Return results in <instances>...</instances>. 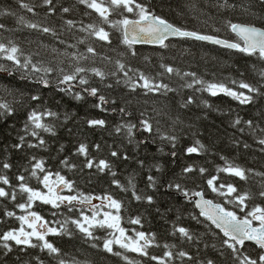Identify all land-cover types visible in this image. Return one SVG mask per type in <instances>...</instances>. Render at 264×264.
<instances>
[{
  "label": "trees",
  "instance_id": "obj_1",
  "mask_svg": "<svg viewBox=\"0 0 264 264\" xmlns=\"http://www.w3.org/2000/svg\"><path fill=\"white\" fill-rule=\"evenodd\" d=\"M19 2L20 0H0V12L11 10L15 13L14 16L0 15V23L4 24L7 29H0V42L7 43L8 40H12L24 51L25 55H31L33 63L41 67H56L58 59H63L53 53L54 48L60 51H76V49H66L65 45L59 43V40L76 44V38L84 37L86 34L73 29L72 31H63L59 38H54L51 35L24 27L18 23V17L22 16L25 20L42 21L46 25L56 28L58 32L64 28L63 22L66 19L83 21L85 24L100 25L102 23L95 12L80 5L77 0H54L57 11L53 16H48L45 8H37L38 15L33 16L32 13L20 8ZM23 2L39 4L41 0H23ZM138 2L150 6L151 11L162 15L173 24L235 42H240V40L229 30L228 21L233 23L252 22L258 27L264 26V21L256 20L244 12L243 9L250 0H227V3L235 5V8L217 7V5L224 4L225 0H138ZM61 6L70 7L72 11L64 14L60 11ZM257 12H260L259 8H257ZM125 15L132 18L130 14L125 13ZM119 18L117 15L110 16L113 21ZM102 26L112 33L111 45L96 41L94 38H89L87 42L91 43L99 53V56L94 58V66L105 71L114 70V61L121 59L134 69L156 76L157 73L163 72L159 65L165 63L179 69L181 73L195 72L207 81L222 82L235 89L236 85L231 83L232 80H245L256 84L260 80V71L264 70V61H260L255 56L249 57L237 51L191 39L170 40L167 42L170 44L168 49L133 46L137 52V55L133 57L127 47L121 43L120 33L109 28L106 24ZM78 27L79 23H77ZM78 50L86 52L85 45H78ZM105 56L111 57L113 63L102 59ZM0 64L3 62L1 61ZM6 65H10V62L6 61ZM63 66L67 67V64L65 63ZM22 71H14L13 74L7 76L0 74V100L11 101L13 99L3 91L5 87L12 89L17 99L24 100L23 105H14L16 113L13 117L0 118V162L8 160L13 165L11 171L7 173L13 185L18 183L15 179L16 175L22 173L28 178L26 182L30 186L46 191L42 184L30 177L29 172L24 171L26 167H30V157L35 155L38 159L45 160V167L53 174L59 172L66 179L75 181V191L70 194L83 193L92 197L111 195L120 200L122 202L119 213L121 227L127 230L128 235L133 236L136 231H144L147 234L155 233L156 240L161 247L149 248L150 254L163 255L165 251L163 244L168 243L176 244L178 249L188 250L194 255L198 254L201 259L211 258L216 261V264H232L226 249L224 255L220 253L223 248L221 244L223 234L199 215L194 203L188 202L182 193L175 191L174 188L170 189L168 184L179 183L182 188L189 191L190 195L193 191H203L206 198L223 204L224 198L212 193L207 185L208 179L219 175L220 180L216 181L217 184L221 181L231 182L237 186L239 191H250L254 194V198L248 201L249 208L254 205L264 207V198L256 195L261 189V184H264V177L250 173L247 181H241L226 173H217V169L224 167L226 162L237 164L246 169H253L255 172H264V152L259 150V145L247 132L241 134L230 126L231 121L237 115L244 120L255 118L259 121V113L264 112V98H258L253 105L242 106L223 94L212 97L207 92L197 91L199 85L194 88L184 87L185 81L190 78L182 80L174 74L172 76L164 75L163 82L175 89V91L166 94H145L142 89L131 92L123 83L116 85L114 78H109L107 81L114 85L113 88L108 89L103 87L97 78L91 77V86L98 87L99 94L105 95L109 100L108 104L102 106L106 110L101 111L94 106L99 103L97 97H92L85 92L82 93L84 99L78 101L73 99L71 94L66 95L59 91L56 86L57 72L46 77L51 83L48 88H43L34 81L44 73L32 72L29 69L27 73H23L25 78H22ZM121 79H124L122 74ZM75 90L79 91V86ZM33 94H39L41 100L31 101L30 96ZM188 97L193 98V103L182 107L181 105ZM113 99L116 100V104L110 102ZM203 101H207L210 107H206ZM121 107L132 115L121 114L119 112ZM32 108L39 110L48 108L58 113V119L50 121L55 125L56 135L50 136L42 133L48 141L46 150L29 149L25 146L20 151H5V148L10 149L11 145L17 142V133L23 129L27 113ZM142 111L153 118L154 125L155 142H150L146 147L138 146L135 142L130 144L123 132L119 134L115 132L116 126L126 121L138 123L141 118L139 114ZM90 119H104L107 123L103 128L89 127L87 121ZM157 122L161 132L174 130L178 137L175 149L167 141H161L155 135ZM146 135L137 132L135 139L142 140ZM28 139L32 140L31 137ZM196 140L203 143L207 151L199 155L187 154L186 149L194 146ZM32 142L35 143L34 140ZM245 142L250 145L247 149L243 147ZM80 143L87 145L90 157H94L96 160L111 161L117 172L115 179H118L125 187H129L128 179L134 178L138 194L153 196L154 203L149 205L143 200L138 202L132 197L131 190L123 192L115 187L112 184L114 178L110 173H99L95 168L90 170L84 167V157L76 154ZM97 144L101 146L99 151L95 148ZM160 148H163L162 152L159 151ZM112 150H117L122 155L127 154L129 159L118 160L111 157ZM172 151L176 152L175 156L171 155ZM221 156L225 159H221ZM65 158L75 164L76 168L70 169L61 164L60 161ZM139 161L144 162L143 167L140 166ZM190 165L197 171L184 173V168ZM200 167L207 169L203 175L198 171ZM157 168L160 170L157 171ZM148 175L157 178L156 189L147 186ZM52 179L55 180V175L52 176ZM62 194L69 193L65 190ZM94 200L97 199H93L92 202ZM18 202H23V197L18 196ZM5 207L17 215L24 214L11 202L0 201V221H3L0 223V233L10 228L20 227V222L15 218L4 217ZM77 207L83 208L85 214H90L88 207L81 205H77ZM227 207L231 209L233 205L229 204ZM33 210L47 219L52 227H59L57 221H63L65 217L80 215L79 212L69 213L66 208L62 207L60 210H56L62 215L53 216L54 210L39 202L36 203ZM237 214L244 215L238 209ZM193 216H196L200 222L193 219ZM136 217H140L141 224L130 223V220ZM174 225L190 229L199 237V244L181 243L177 238L178 234L176 236L171 234ZM70 227L73 228L72 237L48 236V239L61 249L63 259L71 262L74 258L81 264L84 262L87 264H125L121 258L103 251L102 240L85 241L82 234L73 226ZM93 231L97 236L108 238V233L111 230L95 228ZM92 243H97L98 247L92 248ZM205 244L208 245L207 248L204 247ZM213 244L216 245V248L212 247ZM246 246L249 250L254 247L250 243H247ZM197 247L200 250L199 253H197ZM126 255L140 264H155L154 261L135 253H126ZM17 257L20 259L18 260ZM36 257H39L43 264H56L55 259L39 249L29 248L19 251L14 248L13 253L7 257L3 256V250L0 249V264H37Z\"/></svg>",
  "mask_w": 264,
  "mask_h": 264
},
{
  "label": "snow or ice",
  "instance_id": "obj_2",
  "mask_svg": "<svg viewBox=\"0 0 264 264\" xmlns=\"http://www.w3.org/2000/svg\"><path fill=\"white\" fill-rule=\"evenodd\" d=\"M80 5L95 12L100 20L101 24L87 23L83 21H75L73 19L64 20V28L60 32L56 28L46 25L42 21L25 20L24 17H18V23L24 27L37 31L42 34L51 35L54 38H59L61 32L72 31L75 29L80 33L86 35L81 38H76V44L67 43L64 40H59L60 44L65 45L66 49H76V51H60L53 49V53L57 55L58 64L56 67H41L36 63H33L31 55H25L24 51L12 40H8L7 43L0 42V59L10 62V65L0 64V72L13 74L14 71H22V78H25L23 73H27L29 69L32 72L44 73L43 76H38L35 79V83L41 85L43 88H48L51 81L46 77L57 72L56 86L59 91L66 95L71 94L73 99L82 100L84 96L82 93H87L92 97H97L99 103L94 105L101 111H105L102 106L109 103L108 98L99 94L100 89L95 86H91V77H95L103 85V87L111 89L113 83H107L109 78H114L115 84L128 87L131 92H135L137 89L144 90L145 94L156 93H168L173 92L175 89L170 87L168 83L163 82L164 75L172 76L173 74L180 77V79L190 78L185 81L184 87L194 88L199 85L197 91L207 92L212 97H216L223 94L231 99L237 101L242 106L253 105L258 98H264V70L259 73L260 80L256 84L249 83L245 80H232L231 83L236 85V88L229 87L222 82L207 81L202 77H199L195 72L181 71L165 63H161L159 67L163 69V72H159L156 76L146 74L139 69H134L123 62L121 59L114 61V70L105 71L99 67H95V57L99 56L97 49L88 43L89 38H94L96 41L103 42L104 44L111 45L112 33L107 31L102 25L106 24L109 28L114 29L120 33V41L125 45L131 56L135 57L137 52L134 49L136 44H154L158 45L161 49H168L169 43L166 41L170 37H177L180 39H191L200 42H209L214 45H219L226 49L235 50L243 53L249 57H257L260 61H264V26H256L255 23H233L227 22V26L232 33H235L239 37L240 42H233L227 38L221 39L217 36L202 33L197 30H188L185 27L173 24L162 15H157L151 11L150 6H147L138 0H77ZM19 7L32 13L33 16H37V8H45L48 16L56 14L57 6L54 0H41L39 4L25 3L20 0ZM220 8H235V5L228 4L225 0L224 4L217 5ZM257 8L260 12H257ZM244 12L254 17L256 20L264 21V0H250L249 4L244 7ZM60 11L64 14L70 13L72 9L70 7L61 6ZM125 13L130 14L125 15ZM0 15L14 16L15 13L11 10H3ZM117 15L120 18L113 21L110 16ZM77 23L79 27L77 28ZM0 29L7 30L5 25L0 23ZM218 31V30H214ZM78 45H85L86 52H80ZM23 58V59H21ZM102 59L113 63L111 57H102ZM147 60V57H145ZM90 62V63H86ZM67 67H64V64ZM14 66V67H13ZM121 74L123 80L121 79ZM75 82V83H74ZM79 86L80 90L76 91L75 88ZM3 91L7 96H12L13 99L8 101L6 99L0 100V118L7 119L13 117L16 113L14 105L24 104L23 99H17L15 92L5 87ZM22 95V94H21ZM31 101H40L41 96L39 94H33L30 96ZM112 104H116V100L110 101ZM193 103V98L188 97L187 100L181 105L187 107ZM206 107H210L207 101H203ZM119 112L123 115L131 116L130 112H127L125 108H119ZM140 119L138 123H132L126 121L116 126L115 132L117 134L123 132L128 143H136L144 145L145 147L150 142L154 141V125L153 118L148 116L146 112H140ZM259 121L253 119H242L239 115L231 121V127L235 128L241 134L245 132L250 135L255 143L259 145V150L264 152V112L259 113ZM58 119V113L51 109L44 108L39 110L32 108L27 113V119L24 123L21 132L17 133V142L11 145V148H5V151L16 150L20 151L25 146L29 149H44L48 147V141L42 135L48 134L50 136L56 135L55 125L51 123V120ZM67 119V116H65ZM89 127H105L106 121L104 119H90L87 121ZM142 132L147 134L142 140H136V133ZM155 135L159 137L161 141H167L173 149L176 147L178 137L175 135L174 130L169 132H161L158 122L155 128ZM31 137L32 140H29ZM239 144V142H237ZM62 147V146H61ZM100 145H95L97 151L100 150ZM245 149L249 148L248 143H244ZM159 151H163L160 148ZM207 151L206 146L199 140L195 141L194 146L186 149L187 154H201ZM77 155L84 157V167L87 169H93L99 173H110L114 178L112 184L123 192L131 190L132 197L136 201H146L149 205L154 203V198L151 195H140L136 190L134 178L128 179V186L125 187L118 179H115L117 172L113 168V163L107 159L96 160L94 157H90L88 147L84 143H80L77 150ZM111 157L116 159L128 160L127 154H121L117 150L110 152ZM172 156L176 155L175 151L171 152ZM221 159H225L221 156ZM66 167L70 169L76 168L75 164L70 163L66 158L60 161ZM30 167L24 169L25 172H29L30 177L35 178L40 184L43 185V189L46 191L34 188L30 186L26 180L28 179L24 174L18 173L15 177L18 182L16 185L12 184V181L7 174L11 171L13 165L4 160L0 162V201L11 202L15 208H18L21 215H17L14 211L4 209L3 215L7 218H15L20 222L19 228H10L0 233V249L3 250V256L7 257L13 253L14 248L19 251H25L26 249H39L41 252H47V254L56 260V264H81L80 261L72 259L71 262L62 258L61 249L57 247L53 242L48 239V236H68L73 235V226L80 234H82L85 241H100L102 240V249L104 252L113 256L121 258L125 264H140V262L130 258L126 253H135L138 256L146 257L150 261H154L155 264H216L211 258L206 260L201 259L198 254H192L188 250L178 249L176 244L164 243L163 248L165 251L163 255H152L149 252V248L155 246L157 248L161 245L157 242L155 233L147 234L144 231H136L133 236L127 234V230L121 227V216L119 215L122 202L113 198L111 195H105L103 197H92L83 193H77L72 195L75 181L66 179L59 172L52 173L45 167V160L43 158L38 159L35 155L30 157ZM140 166H144L143 161H139ZM160 169L157 168V171ZM184 173H193L197 171L193 166H187L184 168ZM199 173L203 175L207 169L200 167ZM226 173L229 176L239 178L241 181H247L249 174L264 177V172H255L253 169H246L237 164L226 162L224 167L217 169V173ZM42 174V175H41ZM55 175V180L52 176ZM220 180L219 175H214L207 180L208 188L212 193L219 197L224 198V203H214L210 199H205V193L203 191H193L191 196L198 197L197 200L192 201L195 207L200 210L199 215L206 221L210 222V225H214L216 229H219L223 234L221 238V244L223 248L220 250L221 255H224V250L228 251V255L231 258L232 264H264V207L260 205H254L249 208L248 201L254 198V194L250 191H239L237 186L231 182L216 183ZM148 187L156 189L157 178L153 175L147 176ZM170 189L174 188L175 191L182 193L185 198L190 199L189 191L182 188L179 183H169ZM67 190L69 194H61ZM261 198H264V184H261L260 191L256 194ZM18 196L23 197V202H18ZM93 199H100L107 203L104 207L115 210L101 212L100 205H92ZM50 206L53 216L62 213H58L56 210H60L62 207L66 208L69 213L79 212L80 215L65 217L63 221H57L59 227H52L47 219H45L39 212L33 210L36 203ZM233 205L231 209L227 205ZM77 205L88 207L91 211V215L85 214L83 208H78ZM239 212L244 213L243 216L237 214ZM98 217H102L99 218ZM193 219L198 218L193 216ZM3 221H0L2 223ZM198 222H200L198 220ZM132 224H141L140 217H136L130 220ZM26 226V227H25ZM106 228L111 230L108 233V238H102L97 236L93 229ZM173 236L178 234V239L181 243L196 244L198 245L200 240L190 229L183 226H173L171 233ZM254 245L249 250L246 246L247 243ZM92 248H97V243L91 244ZM208 247L207 244L204 245ZM216 248V245H212ZM197 247V253H199ZM19 260L20 258L17 257ZM37 264H43V261L39 257L35 258ZM87 264V262H84Z\"/></svg>",
  "mask_w": 264,
  "mask_h": 264
},
{
  "label": "water",
  "instance_id": "obj_3",
  "mask_svg": "<svg viewBox=\"0 0 264 264\" xmlns=\"http://www.w3.org/2000/svg\"><path fill=\"white\" fill-rule=\"evenodd\" d=\"M235 34V33H234ZM174 39H180V38H177V37H170L169 38V40L168 41H170V40H174ZM168 41H166V43L168 42ZM205 43H208L209 44V42H205ZM134 46H136V47H140V46H148V47H159L158 45H154V44H136V45H134ZM0 74H3V75H8V73H5V72H0ZM184 199H186L188 202H192V201H195V200H197L198 199V197H195V196H190V199L189 198H185L184 197ZM205 199H208V198H206L205 197ZM211 200V199H210ZM193 203V202H192ZM215 203V202H214ZM197 210L200 212V210L197 208ZM212 226H214V225H212ZM215 227V226H214ZM217 230H219V229H217ZM250 243V242H249Z\"/></svg>",
  "mask_w": 264,
  "mask_h": 264
},
{
  "label": "rangeland",
  "instance_id": "obj_4",
  "mask_svg": "<svg viewBox=\"0 0 264 264\" xmlns=\"http://www.w3.org/2000/svg\"><path fill=\"white\" fill-rule=\"evenodd\" d=\"M1 60H2V62L4 63V61L5 60H3V59H0V63H1ZM107 202L106 201H101V200H94L93 202H92V205H100L101 206V208H100V211L101 212H104V211H112V212H114L115 210H113V209H109V208H107V207H104V205L106 204ZM89 215H91V211H90V214ZM99 218H102V217H98V219Z\"/></svg>",
  "mask_w": 264,
  "mask_h": 264
},
{
  "label": "bare ground",
  "instance_id": "obj_5",
  "mask_svg": "<svg viewBox=\"0 0 264 264\" xmlns=\"http://www.w3.org/2000/svg\"><path fill=\"white\" fill-rule=\"evenodd\" d=\"M234 34V33H233ZM235 35V34H234ZM236 36V35H235ZM237 37V36H236ZM238 39H239V37H237ZM222 39V38H221ZM174 40H177V39H174ZM232 41V40H231ZM233 42H235V41H233ZM241 43H242V41H240ZM210 45H213V46H217V47H219V48H223V47H221V46H219V45H214V44H211V43H209ZM146 47H148V46H146ZM154 48H156V47H154ZM157 48H160V47H157ZM224 49H226V48H224ZM229 50H231V49H229ZM233 51H235V50H233ZM2 61V60H1ZM3 64H5L6 65V61H4V63Z\"/></svg>",
  "mask_w": 264,
  "mask_h": 264
}]
</instances>
